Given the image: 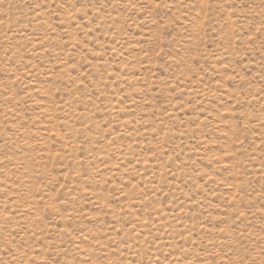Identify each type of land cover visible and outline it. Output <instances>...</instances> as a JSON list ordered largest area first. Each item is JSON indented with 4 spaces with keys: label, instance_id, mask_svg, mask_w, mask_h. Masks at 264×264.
Masks as SVG:
<instances>
[{
    "label": "rangeland",
    "instance_id": "1",
    "mask_svg": "<svg viewBox=\"0 0 264 264\" xmlns=\"http://www.w3.org/2000/svg\"><path fill=\"white\" fill-rule=\"evenodd\" d=\"M0 264H264V0H0Z\"/></svg>",
    "mask_w": 264,
    "mask_h": 264
}]
</instances>
